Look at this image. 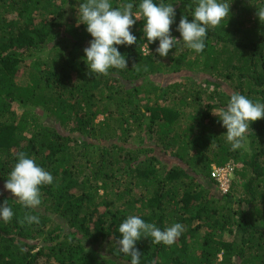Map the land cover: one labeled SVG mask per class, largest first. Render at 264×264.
Masks as SVG:
<instances>
[{"label": "trees", "instance_id": "obj_1", "mask_svg": "<svg viewBox=\"0 0 264 264\" xmlns=\"http://www.w3.org/2000/svg\"><path fill=\"white\" fill-rule=\"evenodd\" d=\"M85 2L0 0V204L14 213L0 220V264H130L117 244L129 215L183 225L171 246L137 241L140 264H264V118L232 151L212 113L236 92L264 103V0H219L229 16L200 53L177 41L159 56L141 17L137 43L116 45L128 68L97 77L83 51L93 37L77 26ZM129 2L136 13L141 0H110ZM153 2L174 6L182 39L197 0ZM20 152L54 177L35 209L4 190ZM226 163L235 179L222 193L212 168ZM25 213L40 222L22 227Z\"/></svg>", "mask_w": 264, "mask_h": 264}, {"label": "clouds", "instance_id": "obj_2", "mask_svg": "<svg viewBox=\"0 0 264 264\" xmlns=\"http://www.w3.org/2000/svg\"><path fill=\"white\" fill-rule=\"evenodd\" d=\"M133 8L134 5L130 2L113 7L110 0H86L85 3L78 5L77 26L81 23L87 25L86 30L93 37L89 41V46L83 50L89 70L87 75L90 77L108 75L109 69L112 68H128L126 57L120 53L116 45L131 46L137 43V37L130 29L138 20H141V17L145 21L143 32L148 44L159 40V46L155 52L161 57H167L177 41H183L188 49L197 53L202 52L205 48L204 39L208 27L214 28L220 25L230 13V5L227 3H221L219 0H197V6L191 14L193 19L189 21L188 16L181 17L176 31L180 33L182 39H177L171 35L170 31L176 17L173 5L164 3L157 5L153 0H141L136 13L133 12ZM256 16L261 23H264V7L257 8ZM212 113L219 117V121H222V126L227 129L224 134L226 140L231 145V150L236 151L245 146V134L250 122L264 118V103L254 102L236 92L231 95L226 108L212 110ZM17 156L18 162L8 174L4 190L9 191L24 209H35L42 203L40 187L51 185L54 177L35 160L29 158L26 153L20 152ZM227 164L229 163L213 166L212 176L215 180L214 168ZM234 179L235 167L229 192L232 190ZM216 183L219 188L217 180ZM13 215V210L6 199L3 204H0V220L8 223ZM39 222V217L30 213H25L18 220L22 227L25 224L31 225ZM118 230L121 234V238L117 240L119 251L131 257L130 264H140L142 254L136 247L137 241L150 238L154 244L163 243L171 246L182 234L183 225L174 223L161 230L154 223H146L139 216L129 215L119 225ZM153 264L156 262L153 261Z\"/></svg>", "mask_w": 264, "mask_h": 264}, {"label": "built area", "instance_id": "obj_3", "mask_svg": "<svg viewBox=\"0 0 264 264\" xmlns=\"http://www.w3.org/2000/svg\"><path fill=\"white\" fill-rule=\"evenodd\" d=\"M233 171H234V166L231 163L222 167L214 168L213 175L218 181L220 190L224 193L230 191Z\"/></svg>", "mask_w": 264, "mask_h": 264}, {"label": "rangeland", "instance_id": "obj_4", "mask_svg": "<svg viewBox=\"0 0 264 264\" xmlns=\"http://www.w3.org/2000/svg\"><path fill=\"white\" fill-rule=\"evenodd\" d=\"M160 81H163V82H165V80H164V77H161L160 78ZM100 119H103L102 117H100ZM166 161V160H165Z\"/></svg>", "mask_w": 264, "mask_h": 264}]
</instances>
